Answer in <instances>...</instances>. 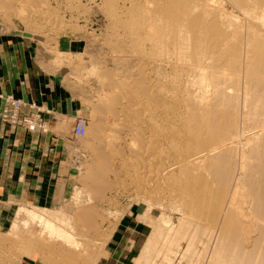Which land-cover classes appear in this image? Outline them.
<instances>
[{
  "label": "rangeland",
  "instance_id": "1",
  "mask_svg": "<svg viewBox=\"0 0 264 264\" xmlns=\"http://www.w3.org/2000/svg\"><path fill=\"white\" fill-rule=\"evenodd\" d=\"M11 1L0 0V40L9 43L12 38L21 56L60 80L72 111L61 117L60 124L73 133L77 121L84 120L85 133L73 134L70 151L63 152L56 191L34 203L15 205L7 223L0 226V261L28 256L42 264H67L56 253L32 252L21 238L22 221L27 219L22 209L27 208L67 215L71 230L91 234L87 242L92 256L81 253L70 264H133L152 232L150 223L140 218L144 208L152 218H169L174 227L191 218L181 206L182 193L169 188L170 178L163 176V169L171 162L166 142L170 102L175 88L180 89L179 106L183 104L181 89H196L190 82L192 67L187 59L181 64L176 55L168 60L162 52H154L151 42L142 37L144 29L136 25L141 15H135V24L119 0L110 5L104 2L117 4L111 6L115 9L101 0H43L46 5ZM218 3L243 19L227 1L210 0L211 6ZM206 195L199 185L184 201L195 209L204 208ZM199 222L210 226L208 221ZM36 229L32 224V230ZM109 229L112 235L105 242ZM166 238L170 239L167 233ZM182 240L185 248L186 240Z\"/></svg>",
  "mask_w": 264,
  "mask_h": 264
},
{
  "label": "bare ground",
  "instance_id": "2",
  "mask_svg": "<svg viewBox=\"0 0 264 264\" xmlns=\"http://www.w3.org/2000/svg\"><path fill=\"white\" fill-rule=\"evenodd\" d=\"M101 1L106 7L104 2H115ZM119 1L134 23L135 15L143 17L135 24L142 26V37L154 52L168 60L176 55L181 64L188 60L193 74L187 80L196 88L181 89V106L180 89L173 92L166 118L171 162L163 169L169 188L182 193L181 206L191 218L174 227L169 218H152L144 208L140 218L150 223L152 232L133 264H264V0H225L242 20L222 3L211 6L210 0ZM199 185L208 195L205 207L195 209L184 200ZM22 211L27 219L20 227L26 234L20 235L32 252L56 253L67 264L81 253L92 256L87 242L91 234L71 230L67 215ZM32 224L38 229L33 231ZM112 230L104 235L105 242ZM15 234L20 238L18 229ZM180 239L186 240L185 248Z\"/></svg>",
  "mask_w": 264,
  "mask_h": 264
},
{
  "label": "crops",
  "instance_id": "3",
  "mask_svg": "<svg viewBox=\"0 0 264 264\" xmlns=\"http://www.w3.org/2000/svg\"><path fill=\"white\" fill-rule=\"evenodd\" d=\"M8 39L10 44L0 40V106L2 97L8 95L35 101L41 107L47 130L28 131L0 122V226L7 223L9 214L17 208L15 205L34 203L46 197V193L56 191L62 154L70 151L75 135L60 124L66 112L72 113L60 80L47 73V69L31 64L13 48V39ZM105 255L104 252L100 257ZM0 264L42 263L25 256Z\"/></svg>",
  "mask_w": 264,
  "mask_h": 264
},
{
  "label": "built area",
  "instance_id": "4",
  "mask_svg": "<svg viewBox=\"0 0 264 264\" xmlns=\"http://www.w3.org/2000/svg\"><path fill=\"white\" fill-rule=\"evenodd\" d=\"M42 110L35 102H26L22 98L7 96L0 106V122L28 131L46 132L47 123L42 118ZM85 132L84 120L79 119L73 129L75 135Z\"/></svg>",
  "mask_w": 264,
  "mask_h": 264
}]
</instances>
